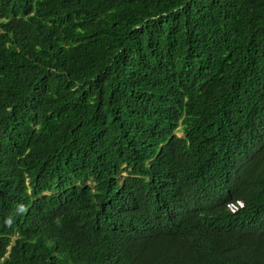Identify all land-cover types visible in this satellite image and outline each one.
<instances>
[{
	"label": "trees",
	"instance_id": "1",
	"mask_svg": "<svg viewBox=\"0 0 264 264\" xmlns=\"http://www.w3.org/2000/svg\"><path fill=\"white\" fill-rule=\"evenodd\" d=\"M0 264H264V0H0Z\"/></svg>",
	"mask_w": 264,
	"mask_h": 264
},
{
	"label": "clouds",
	"instance_id": "2",
	"mask_svg": "<svg viewBox=\"0 0 264 264\" xmlns=\"http://www.w3.org/2000/svg\"><path fill=\"white\" fill-rule=\"evenodd\" d=\"M177 133H178V132H177ZM177 135H178V134H177ZM242 205H243V203H242L241 200H236V201H233V202H229V203L227 204V208H228L229 211L234 212V211H236L239 207H242ZM190 209H192V207H191ZM179 212L182 213V214L184 215V213H183V203H182V205H181V208H180Z\"/></svg>",
	"mask_w": 264,
	"mask_h": 264
},
{
	"label": "rangeland",
	"instance_id": "3",
	"mask_svg": "<svg viewBox=\"0 0 264 264\" xmlns=\"http://www.w3.org/2000/svg\"><path fill=\"white\" fill-rule=\"evenodd\" d=\"M177 134H178V135H181V133H180V132H178Z\"/></svg>",
	"mask_w": 264,
	"mask_h": 264
}]
</instances>
